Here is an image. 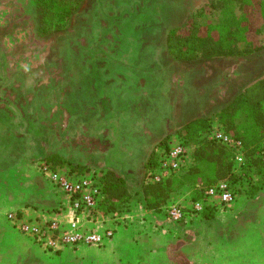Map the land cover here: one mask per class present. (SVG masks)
Instances as JSON below:
<instances>
[{"label":"rangeland","instance_id":"1","mask_svg":"<svg viewBox=\"0 0 264 264\" xmlns=\"http://www.w3.org/2000/svg\"><path fill=\"white\" fill-rule=\"evenodd\" d=\"M206 3L83 0L55 31L51 13L43 15L38 1L0 0L2 212L55 206L51 187L36 169V163L49 155L94 179L113 170L131 193L140 191L148 158L162 149V140L168 145L182 139L179 131L187 121L212 117L264 76V49L245 58L192 62L170 56L165 42L169 29L184 26ZM247 12L249 37L255 44L264 43V28L256 33L259 0H252ZM195 179L205 182L199 175ZM195 182L182 178L168 205L190 206ZM256 182L248 169L238 172L230 183L237 195L235 204L249 199V187ZM132 207L133 200L122 211ZM233 210L234 206L228 213ZM250 218L262 216L249 209L237 221ZM233 221H181L173 223L177 227L165 224L153 234L142 227L137 232L146 239L142 247H133L134 227H122L114 240L119 231L127 230L125 241L111 251L108 245L42 250L26 254L30 260L24 264H264V223L232 227ZM199 223L203 227H195ZM226 223L230 227H216Z\"/></svg>","mask_w":264,"mask_h":264},{"label":"trees","instance_id":"2","mask_svg":"<svg viewBox=\"0 0 264 264\" xmlns=\"http://www.w3.org/2000/svg\"><path fill=\"white\" fill-rule=\"evenodd\" d=\"M35 1L40 3L43 15L51 13L55 21L53 30L56 31L63 28L83 0ZM251 4L252 0H207L204 6L191 13L184 26L169 29L165 38L168 53L175 60L192 62L220 57L245 58L263 50L264 43L255 44L248 35L247 9ZM259 8L261 20L257 34L264 28V0H259ZM215 122L221 123L227 134L243 144L242 169H248L258 182L251 183L249 187L248 196L252 197L264 185V163L259 156L264 142V76L235 94L212 117H196L183 125L179 135L185 144L191 146L193 163L184 170L182 177L174 175L160 182H143L140 191L133 193L125 179L113 170H107L101 177L95 178L102 185L100 210L104 213L122 211L133 200V205L140 203L147 211L161 212L168 205L176 189L175 184L181 183L182 178L183 181L195 182V175L204 177L205 182L192 184V201L201 200L203 190L220 180L233 183L238 178V172L233 171L232 151L209 138V129ZM164 142L162 140L159 144L164 145L162 148L167 145ZM158 153H151L146 170L157 165ZM43 159L54 168L60 169L65 164L69 166L66 170L79 172L81 169L68 165L66 160L56 155ZM205 171L208 173H203ZM215 213L204 205L200 216L208 220Z\"/></svg>","mask_w":264,"mask_h":264},{"label":"built area","instance_id":"3","mask_svg":"<svg viewBox=\"0 0 264 264\" xmlns=\"http://www.w3.org/2000/svg\"><path fill=\"white\" fill-rule=\"evenodd\" d=\"M209 138L225 145L233 153V171H242L243 144L227 134L221 123L215 122L209 129ZM264 163V142L259 150ZM192 162L191 147L182 139L172 141L158 153L157 165L145 171L144 183L163 181L182 173ZM36 169L58 195L57 204L46 210L36 208L12 209L4 218L18 232L28 236L43 251H60L79 247L97 248L110 242L122 227L143 220L147 211L140 203L130 210L104 213L99 208L102 185L93 177L73 170L54 168L46 161L36 163ZM253 180H257L253 177ZM230 183L220 180L202 192V199L187 205H167L161 214L172 223L187 222L200 217L204 205L216 212H228L236 200ZM145 210V211H144ZM144 211V212H143Z\"/></svg>","mask_w":264,"mask_h":264},{"label":"crops","instance_id":"4","mask_svg":"<svg viewBox=\"0 0 264 264\" xmlns=\"http://www.w3.org/2000/svg\"><path fill=\"white\" fill-rule=\"evenodd\" d=\"M50 192L53 194V198H54L53 200L55 202V205L57 204V201H58L57 198H60L63 200V196L61 197L60 194L57 196L56 191L52 187L50 188ZM35 207L37 206H32V208H35ZM249 209L251 210V213L254 212L255 215L262 216V218L261 219L259 218L248 219V222H251V224H249L247 221L238 223L237 220L239 219V217L241 215H245V213ZM8 210H12V208H8L4 210L3 212L0 210V264H22V263L24 264L26 263L27 259L30 260V257L28 258L26 257L28 254H29L28 256H31V253L33 254L34 252L42 251V250L38 248L31 241L29 237H27L26 235L24 236V234L10 228L12 226L6 223V221L4 220V217L2 216ZM216 213L218 214H215L213 218L208 219L207 221L216 219V218H223V220L225 221L235 220L231 223L232 227H258L260 226L262 223H264V188L258 190L252 197H249V199H246V200L243 199L241 201H238L236 204H234L233 213H230V214L228 212L226 213L216 212ZM141 216L143 217V220L138 219L135 223H133V225H129V227H134L133 233L141 232L142 227L143 228L145 227L144 229H146L147 231H152V232H148L150 234H153L154 231H158L159 227H165L167 224H169L170 226L172 224L174 227H177V224H173L171 221L165 218L164 214H161V213L154 214L151 212H145V213H142ZM196 219L200 221L205 220L201 218V216L193 217L192 220H196ZM199 224L195 227H203L202 223H199ZM216 227H230V225L226 223V225L222 224V225H217ZM126 231L124 230L119 231L115 240L113 237L112 240L114 241L111 240L108 244H106L109 246L107 250L111 251L112 249H115L117 245L120 244L119 242L125 241L124 234L126 233ZM23 236L27 237L29 242L25 240ZM134 237L135 239H137L138 242L134 240L133 247L135 244H137V246L142 247V243L146 241L145 237L139 235L138 233L134 234ZM146 238L149 239V237H146ZM215 248L217 249L219 248L218 244H216ZM226 248L227 250H231V246L229 245H226ZM12 253L14 255H12ZM227 259H228V256H225L224 262L225 260L227 261ZM87 261L89 262V260Z\"/></svg>","mask_w":264,"mask_h":264}]
</instances>
